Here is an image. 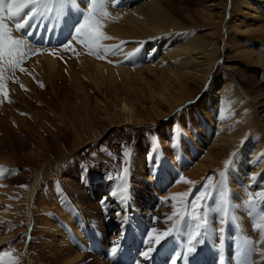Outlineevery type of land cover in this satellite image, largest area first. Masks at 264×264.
<instances>
[{"label":"rangeland","instance_id":"374dc122","mask_svg":"<svg viewBox=\"0 0 264 264\" xmlns=\"http://www.w3.org/2000/svg\"><path fill=\"white\" fill-rule=\"evenodd\" d=\"M74 1L69 0V12L62 6L61 11H57L56 16L53 15V12L61 2L47 0L50 3L52 19L56 20L57 24L64 26L65 20L70 18L74 22L78 21L76 18L79 12ZM81 1L83 2V0ZM87 1L90 4L93 0ZM95 1L101 7L100 10H107L105 17L118 20L117 17H114L116 11L110 9L107 0ZM138 1L136 0L137 3L133 5L141 2ZM166 1L170 5L165 7L175 18L186 24L189 21L185 19L184 15L188 13L195 15L201 8L198 6L199 4L197 5L199 0ZM214 1L215 4H218L217 8L213 10L217 21L231 19L237 15L242 22H247L246 24H251L254 27L258 26L255 21L246 17L250 12L244 5L241 6V10L237 11L238 13L235 12V15L233 3L236 0ZM243 1L248 5L250 4V7L253 5L251 0ZM192 11L194 12L191 13ZM94 14L95 12L84 19L81 18L75 29L81 23H84L86 19L92 20ZM47 15L46 12L43 17ZM195 22L199 24L198 19H195ZM71 26L67 28V31ZM90 27L92 26L90 25ZM195 29V35L198 36L204 35L203 32L206 30L199 26H196ZM218 30V35L214 37L213 41L223 48V32L220 33ZM85 31H88V29ZM65 35L68 37L70 34L67 32ZM119 39L117 40L119 43L116 42V45H113L114 47L112 46L113 48L110 49L111 55L101 56L104 52L102 51V45H100V37L95 40L82 37L80 48L111 69V61L114 63L113 67L121 69L132 67L133 69L130 70H138L140 67L139 69H141L142 66L139 63L142 64V62L139 61L138 53L124 49L125 42L127 43L128 40L125 41L121 37ZM246 39L251 41L252 38L246 37ZM55 51H60L54 54L57 64L59 62L57 65L59 67L58 76L52 78L55 80V85H52L50 78V82L45 79L46 69L43 70L42 67L36 69L30 61L28 63L25 61L22 64V66L24 65L22 69H20L21 67L14 69L0 60V65L3 66L1 68L3 77L1 78L2 82H0L2 85L0 97V195L3 196V202H0V235H9V238L0 246V264H61V259H70L71 261L73 256L64 254L61 258L53 253L52 249L45 248V242H51L54 237L50 236L53 231L57 232L56 234L61 233L59 239L61 238L63 242L65 241L69 245L73 244L71 246H73L75 252L82 255L78 262L68 264H91L93 259H100L102 262L109 264L112 260L107 257L108 255L105 252L104 255L100 256L98 249L87 244L83 229H88L91 241H98L99 243L107 241V238L103 239L105 233L111 229L115 230L117 242H121V246L124 245L120 248H125L133 233L130 228L132 210L139 206V195L144 191V186L145 188L148 187V184L143 181V177L151 168H153L151 172L153 174L157 172L159 176L161 169L164 171H167V167L169 169L175 161V156L169 149L174 147L175 139L176 141L181 140L182 131L187 130L193 134L190 129L192 126L196 131H202L201 128L197 127L195 118L197 116L191 104L186 102L176 113H172L173 109L168 110L169 107L165 102L162 101V103L157 98L159 90H154L156 95L154 96L145 85H139V88L137 86V91L142 95V99L139 101L142 105L138 104L137 96H127V101L134 106L136 117L142 119V122L132 124L119 122L114 116L115 106L113 104L115 101L109 97L108 99L111 102L105 100L102 93L91 82V78L81 76L82 72L76 64L82 52H79V54L76 51L75 54H72L64 52L66 51L64 48L53 50V52ZM135 57L138 61L134 63ZM224 57L220 53L214 71L207 79L206 86L203 89L202 87L201 89L192 88L193 95H195L194 103H198L202 99V93L207 92L210 87H214L211 85V81H216L217 78L220 83L227 84L221 86H225L231 96H233L232 94L236 89L233 85L235 82L251 97L264 92V84L260 82L259 78V68L254 63H249L245 59L237 60V57L234 59L231 56L237 66V72L229 73L223 69ZM31 58H28V60H31ZM128 60L133 61L129 63ZM118 61L128 64L118 65ZM8 67H10V72L7 71ZM8 73L10 80L8 79ZM76 73L78 79L73 77V74L76 75ZM21 76L27 78L28 83L26 82V85L20 84L17 79ZM116 76L118 78V90L121 93L124 79L120 78L119 72L116 73ZM144 76L147 79L149 78L150 82L151 77L148 74ZM12 86L18 87L15 90V92H18L17 94L13 93ZM4 92H7V96L4 95ZM21 93L24 97L20 95ZM17 95L19 96L17 97ZM241 102V99L236 102L233 98L229 105L235 108L233 111H240V109L244 111L245 107L242 106ZM103 103L106 105V111L102 109ZM152 103L158 105L161 111L169 112L160 121L162 123L150 120L152 115L148 112H152L150 107ZM236 103L240 104L237 105ZM4 107L8 108L14 116H4L2 111ZM229 111L232 114V111ZM163 122H169V124L165 126L162 133H159L161 132L159 127ZM158 138L160 139L158 140ZM196 138V134L193 135L195 143L199 144ZM196 144L194 145L196 146ZM5 159L7 161H4ZM161 162H163L162 164L167 163V165H161ZM169 173L167 172V174ZM172 174L169 177L167 176L168 178L166 177L169 185L171 182L179 183L184 172L179 175L181 179H177L178 182L176 181L177 177ZM158 175H156L157 177L154 176L153 180L156 181L159 178ZM172 176H175L174 179H172ZM205 177L206 175H203L202 180L195 182L187 178L189 181L186 186L179 187V191L171 193V195L167 192L173 185H170L171 187L162 186L164 189L161 190L155 188V191H151V193L155 194L157 192L158 196L169 200V209L177 212V218L179 219L177 223H179L181 232L187 242L190 241V237L196 234L197 221L201 219H203L201 221H206L200 237L203 246L214 254L213 264H215L216 247L220 244L222 235L233 237L232 239L230 237L231 240L228 241L229 264L234 262L231 251L237 249L240 251V264H253L249 262L247 249L251 248L254 241L250 242L248 233L245 230L246 219L242 221L233 214L232 207L225 211V209H228L227 204H232L233 201L224 199L223 203V199L220 200L223 194L219 195L218 198L214 196L212 200L215 199L217 202L219 217L215 219L212 225L208 222V217L211 214L209 209L211 205L210 196L213 195L209 191L211 186H220V180L222 182L223 179L213 175L208 180ZM84 181L88 184L87 192H85L88 202L82 205L78 200L75 188L76 185H82ZM184 193H188V195L183 196ZM181 200L185 201L183 205L180 203ZM246 203L252 204L253 202L246 198ZM224 213L228 216L225 219L226 226H221L219 222H222V214L224 215ZM250 215L247 220L251 224L254 219L250 218ZM43 219L54 225L56 230L47 232L45 230L46 223ZM76 220L80 223L75 224ZM79 231H82L81 234ZM167 231L169 230L150 235V244L153 245V251L158 245L155 238L162 236V242L166 238ZM49 232L51 233L49 234ZM151 232L145 231L142 235L144 237L151 234ZM239 233H244L247 239ZM172 246L166 244L164 249L167 254L161 252L158 260L163 261L165 264H167L166 262L176 264L177 253L175 254L174 251L171 254L174 248ZM253 247L256 246L253 245L252 249ZM112 262L116 264L114 261Z\"/></svg>","mask_w":264,"mask_h":264},{"label":"bare ground","instance_id":"6f19581e","mask_svg":"<svg viewBox=\"0 0 264 264\" xmlns=\"http://www.w3.org/2000/svg\"><path fill=\"white\" fill-rule=\"evenodd\" d=\"M251 1L253 5L250 7V4L248 5L245 1L236 0L233 3L234 13H238L237 11L241 10V6L244 5L250 12L246 17L255 21L258 25L256 27L246 24L247 22H242L236 13V17L217 21L213 10L217 8L218 4H215L214 0H199L197 3L201 7L199 12L195 13V15H190L189 13L184 15L185 19L189 21L188 24L183 23L172 15L165 7L170 5L166 0H139L138 2L140 3L137 5H133L137 3L136 0H126L131 6L123 11L115 12L114 17H117L118 20L108 19L101 13H95L93 19L89 21L90 25L98 28L102 34L100 36V45H102V51L105 55L109 54L110 49L114 47L113 45H116L115 43L121 37L125 41L128 40L127 43L125 42L124 49L136 51L139 61L142 62V64L139 63L142 68L139 69V67L138 70L118 67H112L111 69L87 53H83L78 57L76 65L82 72L81 76L91 78V82L102 93V97L105 100L111 102L108 99L109 97L115 101L113 104L115 106L114 116L119 122L123 124L142 122V119L136 117L134 106L127 101V96H137L138 104L142 105L139 103L142 95L137 89L139 85H145L154 96H156L154 90H159L157 98L161 102H165L169 107L168 110L173 109L172 113H176L186 102L191 104L197 116L195 117L197 127L202 129V131L198 132L192 126L190 129L193 134L185 130L184 132L182 131L181 140L176 141L175 139L174 147L169 149L174 154L175 161L169 169L167 167V171L161 169L162 172L160 171L159 174L161 173L160 176L162 177L157 172L153 174L151 172L153 168L149 169L143 177V181L148 184V187L145 188L144 186V191L139 195L140 204L132 210V216L130 215L132 217V234L135 242L131 240L125 247L126 249L120 248L116 240L115 230L111 229L103 235V239L107 238V241L99 243L98 250L105 252L108 255L107 257L116 264H165L161 260L152 261L142 255L148 248L153 249V245L150 244V235L170 230L179 220L177 212L169 209V200L167 198L158 196L157 192L153 193L154 195L151 193V191H155L153 177L156 175L160 177L156 183V188L173 185L172 187L170 186L171 188L167 192L170 195L171 193H177L179 187L186 186L189 181L187 178L195 182L202 180L203 175H206V180L212 175L218 178L221 177L219 179H223V181L221 182L220 180V186H211L210 191L208 190L213 194L210 196L211 205L209 209L211 214L208 217V222L212 225L215 219L219 217L217 202L215 199L212 200L214 196L218 198L219 195L223 194V197L220 198V200L223 199V203L224 199L233 201L232 204L228 203L226 207H232L233 214L242 221L246 219L245 230L248 233L250 242L258 241L260 244L259 247L251 248V258L254 259V264H264V92L251 97L235 82V84H232L236 89L234 88L233 96H231L225 86H221L227 84L220 83L218 78L216 81H211V85L214 87H210L207 92L202 93V99L198 103H194L195 95H193L192 91V88L201 89L202 87L203 89L206 86V81L212 75L220 53L225 56L223 69L227 72H237V66L233 62L232 57L234 59L237 57V60L245 59L259 68L260 82L264 84V0ZM62 6V4H59L53 15L57 16V11H61ZM76 9L80 13L77 7ZM194 11L196 12V10ZM72 15L75 16L76 14ZM195 19L199 20V24L195 22ZM73 23L74 20L72 18L66 19L64 26L57 24V30L66 34L67 28ZM196 26L206 29L203 32L204 35H195ZM217 29H219L220 33L223 32V48L213 41L214 37L218 35ZM246 37L252 38L251 41H248ZM27 38L32 41L35 40L29 34H27ZM36 40H39V37ZM45 46L44 48L46 49L47 47ZM77 52L79 53L80 51ZM53 53L37 54L31 60L27 59L26 61L27 63L30 61L31 65L36 67V69L41 67L43 70L46 69L45 79L49 80L50 78L52 85H55V80L52 78L58 76L59 67L57 65L59 62L57 64ZM7 71L10 72V67L7 68ZM118 72L120 78L124 79L121 93L117 84L116 73ZM146 74L151 77L150 82L149 78L147 79L144 76ZM73 77L76 79L77 73L76 75L73 74ZM8 79L10 80L11 78L9 77ZM17 79L20 84L26 85V82L28 83L25 77L21 76ZM12 87L14 89L13 93L17 94L18 92H15V90L18 87ZM20 95L24 97L22 93ZM232 97L236 102L241 99V104L245 107L244 111H241L243 109L233 111L235 108L229 105V102L233 101ZM105 106L103 103V111H106ZM150 107L152 112L148 113L152 115L151 121L160 122L169 113L161 111L158 105L154 103ZM145 110L147 111V109ZM229 110L232 111V114ZM2 111L6 117L14 116L8 108L4 107ZM168 124L169 122H163L159 127L161 131L159 133H162ZM195 134L200 145L196 144L193 139ZM177 143L178 145H176ZM172 157L171 159H173ZM4 161L7 160L5 159ZM226 162H228L227 167H225ZM162 163L161 165L165 164ZM163 169L165 168L163 167ZM169 171L171 172L169 173ZM183 172L184 175L179 183L171 182L169 185L168 179L166 181V177H169L172 173L177 177L176 181L181 179L179 175ZM175 176H172V179ZM87 185L84 181L82 185H76L75 188L78 200L82 205L88 202L85 193L87 192ZM83 186L85 187L83 188ZM2 197L0 195V202H3ZM30 197L32 198L31 195ZM246 198L253 202V205L247 204ZM226 214L228 215L227 212ZM249 215L250 218L254 219L251 224L247 220ZM222 217L223 220L219 223L224 226L226 224L225 219L228 216L224 213ZM29 220L31 221L30 217ZM43 221L46 223L45 230L47 232L56 230L55 226L49 223L48 220L43 219ZM145 231H148V233L152 232L147 234L148 236L143 237L142 234ZM56 233L52 232L50 236L54 237L51 242H45V248L48 250L52 249V252L56 253L58 257L64 254L73 256L71 261L70 259H61V264L78 262L82 255L76 253L73 246L65 241L63 242L61 238L59 239L61 233ZM7 238H9V235H0V246ZM167 244L173 245L171 241ZM206 250L205 258L207 259V264H213V252L209 249ZM152 252L150 255H152ZM102 263L106 264L100 259L91 261V264Z\"/></svg>","mask_w":264,"mask_h":264},{"label":"snow or ice","instance_id":"6c2138e0","mask_svg":"<svg viewBox=\"0 0 264 264\" xmlns=\"http://www.w3.org/2000/svg\"><path fill=\"white\" fill-rule=\"evenodd\" d=\"M50 11V3L47 0H0V60L7 55L11 62L18 64L27 55L23 51V41L15 39L12 36V28L9 27L6 21H13L15 29L20 30L28 27L30 23H33L35 20L43 17L46 12ZM86 29L88 31H85ZM75 31L78 39L88 37L89 40H95L102 35L98 28L90 27L88 19L84 23H81ZM4 95L7 96V92H4ZM227 166L228 162L225 164V167ZM182 195L187 196L188 193ZM180 203L183 205L185 201L181 200ZM155 239L156 243L159 244L162 236H157ZM193 239H196V237H193ZM193 250L189 248V251ZM152 251V248H148L142 255L147 259L150 257Z\"/></svg>","mask_w":264,"mask_h":264}]
</instances>
